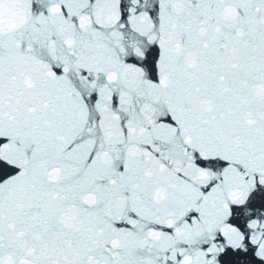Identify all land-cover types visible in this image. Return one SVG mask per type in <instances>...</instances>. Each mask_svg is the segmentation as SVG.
Returning <instances> with one entry per match:
<instances>
[{"label":"snow or ice","instance_id":"1","mask_svg":"<svg viewBox=\"0 0 264 264\" xmlns=\"http://www.w3.org/2000/svg\"><path fill=\"white\" fill-rule=\"evenodd\" d=\"M0 264H264V0H0Z\"/></svg>","mask_w":264,"mask_h":264}]
</instances>
